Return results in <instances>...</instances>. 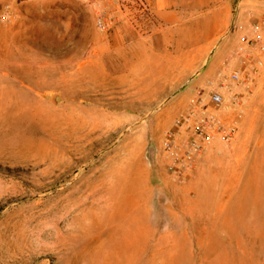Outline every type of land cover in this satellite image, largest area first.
I'll use <instances>...</instances> for the list:
<instances>
[{"label":"rangeland","instance_id":"rangeland-1","mask_svg":"<svg viewBox=\"0 0 264 264\" xmlns=\"http://www.w3.org/2000/svg\"><path fill=\"white\" fill-rule=\"evenodd\" d=\"M213 4L209 47L151 34L150 4L101 31L85 0H0V264H264V83L232 143L185 182L164 168L165 131L264 21V0Z\"/></svg>","mask_w":264,"mask_h":264},{"label":"built area","instance_id":"built-area-1","mask_svg":"<svg viewBox=\"0 0 264 264\" xmlns=\"http://www.w3.org/2000/svg\"><path fill=\"white\" fill-rule=\"evenodd\" d=\"M85 1L97 10L96 26L101 31L110 30L122 14L136 17L150 11L146 0ZM263 23L254 21L250 32L239 35L223 70L197 90L187 111L165 131L161 141L164 168L174 181L185 182L194 175L215 143L229 144L237 137L248 96L264 72Z\"/></svg>","mask_w":264,"mask_h":264},{"label":"crops","instance_id":"crops-1","mask_svg":"<svg viewBox=\"0 0 264 264\" xmlns=\"http://www.w3.org/2000/svg\"><path fill=\"white\" fill-rule=\"evenodd\" d=\"M146 1L151 5V8L157 13L158 18L161 20V23L159 24L160 29L151 34L162 33L172 29L173 31H177V29H179L180 34H189V41L208 43L211 44L209 45L210 47L213 45L215 39H217L229 26L228 23H221L214 26L213 0H210L209 3L201 0ZM199 16H201V19L204 18L205 20L201 21V23L196 20L195 22L197 23L192 24L191 18H199ZM245 31L250 32V27L248 28L246 27V24L244 25V23H242L238 29L234 30L233 34L235 35V38H233V40L238 42V36ZM114 35L118 40L128 41L130 37L135 35V33L126 26L125 23H120L114 28ZM236 35H238L237 39ZM190 56L197 57L198 54L196 53V50L193 51V53H190ZM257 82H261V85L264 83V72L261 74Z\"/></svg>","mask_w":264,"mask_h":264}]
</instances>
